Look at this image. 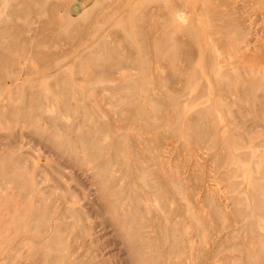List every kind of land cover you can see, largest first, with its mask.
I'll return each instance as SVG.
<instances>
[{
  "label": "rangeland",
  "instance_id": "1",
  "mask_svg": "<svg viewBox=\"0 0 264 264\" xmlns=\"http://www.w3.org/2000/svg\"><path fill=\"white\" fill-rule=\"evenodd\" d=\"M184 1L0 0V264H264V0Z\"/></svg>",
  "mask_w": 264,
  "mask_h": 264
},
{
  "label": "bare ground",
  "instance_id": "2",
  "mask_svg": "<svg viewBox=\"0 0 264 264\" xmlns=\"http://www.w3.org/2000/svg\"><path fill=\"white\" fill-rule=\"evenodd\" d=\"M170 1H171V0H170ZM185 1H186V0H185ZM185 1H184V2H185ZM209 1H210V0H209ZM209 1H208V2H209ZM216 1H217V0H216ZM236 1H237V0H236ZM255 1H257V0H255ZM255 1H254V2H255ZM258 1H259V0H258ZM181 2H182V1H181ZM196 2H197V1H196ZM198 3H199V2H198ZM206 3H207V2H206ZM261 3H262V2H261ZM181 4H182V3H181ZM200 4H201V3H200ZM235 4H236V3H235ZM179 5H180V4H179ZM182 5H183V4H182ZM207 5H208V3H207ZM213 5H214V4H213ZM233 5H234V4H233ZM236 5H237V4H236ZM240 5H241V4H240ZM183 6H186V5H183ZM208 6H210V4H209ZM223 6H224V5H223ZM214 7H215V6H214ZM233 7H234V6H233ZM182 8L184 9L185 7H182ZM177 9H178V8H177ZM177 9H176V10H177ZM183 9H182V10L180 9V10L183 11ZM198 10H199V9H198ZM200 10H203V9H200ZM212 10H213V9H212ZM232 10H233V9H232ZM174 11H175V10H174ZM181 11H180V12H181ZM180 12H177V13H180ZM199 12H200V11H198V13H199ZM232 12H235V10L232 11ZM193 13H195V12H193ZM210 13H211V12H210ZM210 13H209V14H210ZM215 13L218 14V12H215ZM171 14H173V13H171ZM177 15H178V14H177ZM180 15H181V14H180ZM180 15H179V16H180ZM236 15H237V14H236ZM175 16H176V15H175ZM175 16H174V18H175ZM179 16H178V17H179ZM221 16H222V15H221ZM226 16H227V15H226ZM226 16H225V17H226ZM176 17H177V16H176ZM225 17H224V18H225ZM179 18H180V17H179ZM219 18H220V17H219ZM228 18H229V17H228ZM234 18H235V17H234ZM236 18H237V17H236ZM175 20H176V19H175ZM177 20H178V19H177ZM177 20H176V21H177ZM179 20H180V19H179ZM179 20H178V21H179ZM220 20H221V19H220ZM172 21H173V20H172ZM180 21H181V20H180ZM180 21H179V23H180ZM187 21H188V20H187ZM190 21H191V20H190ZM174 22H175V21H174ZM189 23H190V22H189ZM236 23H237V22H236ZM213 25H214V24H213ZM180 26H181V25H180ZM188 26H189V25H187V28H188ZM211 26H212V25H211ZM214 28H215V27H214ZM188 29H189V28H188ZM204 29H205V28H204ZM212 29H213V28H212ZM235 29H237V28H235ZM208 30L210 31L211 29L209 28ZM214 30H215V29H214ZM214 30H213V31H214ZM201 31H202V30H201ZM213 31H212V32H213ZM202 32H203V31H202ZM263 34H264V33H263ZM203 35H204V34H203ZM208 37H209V36H208ZM244 38H245V37H244ZM205 39H206V38H205ZM242 39H243V38H242ZM246 39H247V38H246ZM245 41H248V40H245ZM241 42H242V41H241ZM255 42H256V41H255ZM239 43H240V42H239ZM246 43H247V42H246ZM250 43L253 44V42H250ZM240 44H241V43H240ZM259 44H260V43H259ZM241 45H242V44H241ZM237 46H238V45H237ZM244 46H245V44H244ZM262 47H263V46H262ZM258 55H259V54H258ZM242 56H244V55H242ZM245 60H246V59H245ZM245 62H246V61H245ZM246 63H247V62H246ZM248 64H249V63H248ZM246 65H247V64H246ZM248 66H249V65H248ZM261 68H263V67H261ZM253 71H254V70H253ZM257 71H258V70H257ZM259 71H260V70H259Z\"/></svg>",
  "mask_w": 264,
  "mask_h": 264
},
{
  "label": "crops",
  "instance_id": "3",
  "mask_svg": "<svg viewBox=\"0 0 264 264\" xmlns=\"http://www.w3.org/2000/svg\"><path fill=\"white\" fill-rule=\"evenodd\" d=\"M90 0H79L81 5H86Z\"/></svg>",
  "mask_w": 264,
  "mask_h": 264
}]
</instances>
